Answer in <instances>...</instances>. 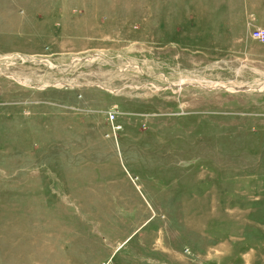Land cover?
<instances>
[{"label":"rangeland","instance_id":"1","mask_svg":"<svg viewBox=\"0 0 264 264\" xmlns=\"http://www.w3.org/2000/svg\"><path fill=\"white\" fill-rule=\"evenodd\" d=\"M255 29L264 0H0V264H264Z\"/></svg>","mask_w":264,"mask_h":264},{"label":"built area","instance_id":"2","mask_svg":"<svg viewBox=\"0 0 264 264\" xmlns=\"http://www.w3.org/2000/svg\"><path fill=\"white\" fill-rule=\"evenodd\" d=\"M251 38L261 44H264V29H255L251 32Z\"/></svg>","mask_w":264,"mask_h":264},{"label":"water","instance_id":"3","mask_svg":"<svg viewBox=\"0 0 264 264\" xmlns=\"http://www.w3.org/2000/svg\"><path fill=\"white\" fill-rule=\"evenodd\" d=\"M234 90H238V91H246V90H248V89H234Z\"/></svg>","mask_w":264,"mask_h":264}]
</instances>
